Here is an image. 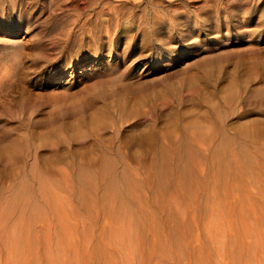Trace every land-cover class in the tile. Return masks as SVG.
<instances>
[{
    "label": "rangeland",
    "instance_id": "rangeland-1",
    "mask_svg": "<svg viewBox=\"0 0 264 264\" xmlns=\"http://www.w3.org/2000/svg\"><path fill=\"white\" fill-rule=\"evenodd\" d=\"M0 264H264V0H0Z\"/></svg>",
    "mask_w": 264,
    "mask_h": 264
}]
</instances>
